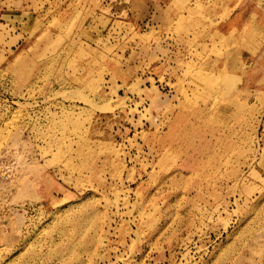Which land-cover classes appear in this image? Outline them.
Listing matches in <instances>:
<instances>
[{
  "label": "rangeland",
  "instance_id": "1",
  "mask_svg": "<svg viewBox=\"0 0 264 264\" xmlns=\"http://www.w3.org/2000/svg\"><path fill=\"white\" fill-rule=\"evenodd\" d=\"M0 264H264V0H0Z\"/></svg>",
  "mask_w": 264,
  "mask_h": 264
}]
</instances>
